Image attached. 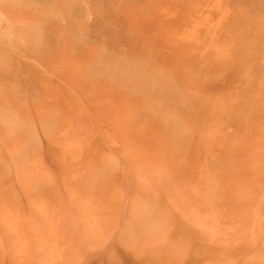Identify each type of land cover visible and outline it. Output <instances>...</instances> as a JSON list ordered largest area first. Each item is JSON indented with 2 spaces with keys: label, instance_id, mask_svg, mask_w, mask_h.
<instances>
[{
  "label": "bare ground",
  "instance_id": "6f19581e",
  "mask_svg": "<svg viewBox=\"0 0 264 264\" xmlns=\"http://www.w3.org/2000/svg\"><path fill=\"white\" fill-rule=\"evenodd\" d=\"M122 1L104 0L105 13L123 14L105 31L106 49L137 65L155 55L187 99L174 114L191 132L189 150L171 139L147 156L130 149L126 178L88 186L98 162L71 128L38 159H24L17 140L4 146L0 264H260L264 221L254 226L247 202L264 192V0ZM107 85L104 107L117 109ZM219 163L230 168L223 194L210 185ZM87 245L107 256H83Z\"/></svg>",
  "mask_w": 264,
  "mask_h": 264
},
{
  "label": "rangeland",
  "instance_id": "374dc122",
  "mask_svg": "<svg viewBox=\"0 0 264 264\" xmlns=\"http://www.w3.org/2000/svg\"><path fill=\"white\" fill-rule=\"evenodd\" d=\"M112 9L105 13L104 0H0V158L3 147L16 140L24 159L41 158L65 143L71 128L81 133L98 162L95 174L86 180L93 186L103 178H126L130 149L147 156L171 139L178 152L189 150L191 132L178 115L188 109L187 99L155 64V55L137 65L128 55L115 61L106 49L105 31L123 15ZM106 84L121 98L117 109L116 104L104 107ZM110 135L117 144L107 140ZM227 166L214 167L210 184L221 194L230 187ZM125 183L128 188L118 186L121 196L131 187ZM51 186L47 180L41 189ZM262 193L252 194L247 202L256 212L254 226L264 221ZM69 228L74 235L80 225L72 222ZM83 249L82 255L90 259L107 256L103 248ZM107 259L111 263L115 255Z\"/></svg>",
  "mask_w": 264,
  "mask_h": 264
}]
</instances>
